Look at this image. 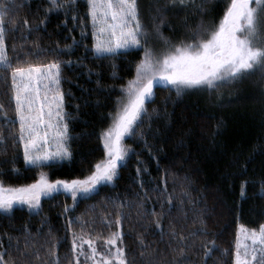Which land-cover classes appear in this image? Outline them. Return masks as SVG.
Wrapping results in <instances>:
<instances>
[{"label": "trees", "instance_id": "1", "mask_svg": "<svg viewBox=\"0 0 264 264\" xmlns=\"http://www.w3.org/2000/svg\"><path fill=\"white\" fill-rule=\"evenodd\" d=\"M166 3L137 0L148 33L146 47L156 56L193 43L201 25L205 29L217 26L230 0H206L202 8V0H196V6H169L158 16L156 8ZM0 5L10 9L19 5L7 17L14 24L5 25L15 29L5 37L13 63L17 58L24 66L56 59L71 62L62 63L59 86L71 158L52 166L25 165L11 77L0 75V104L4 106L0 112V183L25 186L42 174L50 181L85 179L106 159L101 134L112 124L124 96L122 88L135 78L143 48L96 57L87 0L51 14L46 13L48 0H0ZM60 50L65 54L57 56ZM154 94L146 102L147 114L138 121L135 134L123 140L129 156L111 184L100 185L75 205L60 193L42 200L38 210L16 208L0 214V253H5L6 261L9 256L17 264H54L57 258L58 264L74 261L73 232L92 238L97 253L104 257L109 248L105 241L119 232L122 242L117 246L124 248L131 264H149L161 255L170 261L169 243L172 247L180 243L172 239L174 229L186 237L185 264H234L239 229H258L264 224V72L255 71L215 90L188 89L177 96L171 86H156ZM118 214L120 225L114 223ZM157 217L163 235L155 226ZM141 240L149 246L143 257ZM53 245L55 254L50 255ZM84 249L89 253L86 245ZM79 259L81 264H91L84 256ZM258 260L257 254L252 264Z\"/></svg>", "mask_w": 264, "mask_h": 264}, {"label": "snow or ice", "instance_id": "2", "mask_svg": "<svg viewBox=\"0 0 264 264\" xmlns=\"http://www.w3.org/2000/svg\"><path fill=\"white\" fill-rule=\"evenodd\" d=\"M48 2L46 13L51 14L66 7H74L77 0ZM204 2L206 0H202L201 8ZM87 5L96 41L93 46L96 57L115 56L120 50H124L121 54H126L131 49L143 48L144 51L143 59L136 65L135 78L129 80L126 87L122 88L127 102H118V110L112 116L111 126L101 134L106 159L97 163L94 171L85 179H58L50 182L42 174L36 183L25 186L5 188L0 183V211L10 212L15 204L38 210L41 196L60 193L70 195L75 205L78 198H89L97 186L111 184L118 176V169L129 156V149L122 142L125 137L135 134L139 127L138 121L147 114L145 105L154 99V87L157 82L170 85L177 96H180L188 89L215 90L228 81L243 79L255 71L264 72V17L261 15L264 13V0H230L217 26L205 29L201 25L202 31L193 35V43H182L160 57L146 47L148 33L141 23L137 0H87ZM169 6H196V0H167L164 8H156L157 15L160 16ZM18 7L19 5H13L10 9L8 5H0V75L5 79L9 74L11 77L14 112L19 121V143L23 145L25 165L36 168L52 166L71 158L66 143L69 136L68 124L65 122L67 114L63 112L64 94L59 87L62 63L71 62L56 59L45 65L27 63V66H24L17 58V62L13 63L7 52L5 37L8 31L15 29L5 25L14 24V21L7 17L10 11ZM156 30L159 32L158 25ZM105 34L108 38L102 39ZM82 35L85 33L82 32ZM63 54L64 50L56 53L57 56ZM0 112H4L3 104H0ZM49 129L53 130L52 139L56 142V150L41 154L38 145L41 141L47 143ZM13 171L19 174V169L14 168ZM244 194L242 188L241 195ZM67 211L69 209L66 207L65 212ZM152 215L156 214L153 212ZM114 223L121 224L119 214ZM154 223L163 235L161 218L157 217ZM83 227L84 225H81L82 229ZM241 231L247 234L245 239L250 240L251 245L245 244L243 253L238 246L234 264H250L248 257H251V261H257V254V264H264V224L258 229L242 228ZM171 236L173 241H180L176 247H172L171 243L168 245L172 259L169 261L166 256L161 255V258L153 259L149 264H185L186 251L183 241L186 237L174 229ZM118 242H122L119 232L112 233L105 241L109 248L107 258L101 255L103 264H131L126 258L124 248L117 246ZM84 245H88L90 254L85 251ZM55 247L53 245L49 249L50 255L55 254ZM148 248L149 246L141 240L142 257L148 253ZM71 251L75 260H69L67 264H81L80 256H84L85 260H94L97 256V248L93 246L92 238L86 239L84 235H77L75 232L72 233ZM211 251L210 249L206 255ZM21 255L25 253L21 252ZM4 256L5 253H0V264H17L11 256L7 261ZM35 258L39 259L38 253ZM54 264H58V258Z\"/></svg>", "mask_w": 264, "mask_h": 264}, {"label": "rangeland", "instance_id": "3", "mask_svg": "<svg viewBox=\"0 0 264 264\" xmlns=\"http://www.w3.org/2000/svg\"><path fill=\"white\" fill-rule=\"evenodd\" d=\"M108 37H107V34H105L104 35V37H102V39H107ZM95 39H94V44H95ZM124 50H120V52H123ZM157 57H160V56H157ZM156 86H170V85H166L165 83H163V82H157V84L155 85V87ZM41 96H43V89L41 88ZM120 102H127V98H126V96L124 95L123 97H122V99H121V101ZM63 106H64V104H63ZM118 110V109H117ZM45 111H47V108H45ZM63 112H64V108H63ZM17 121H18V119H17ZM18 123H19V121H18ZM49 131V138H48V141H47V143H44L43 141H41L40 142V145H38V147H40V153L41 154H43L44 152H52V151H55L56 150V142H55V140L54 139H52V136H53V130L52 129H49L48 130ZM126 138V137H125ZM67 143V142H66ZM123 143V142H122ZM102 145H103V140H102ZM103 148H104V146H103ZM104 152H105V150H104ZM105 157H106V153H105ZM40 179V178H39ZM38 179V180H39ZM48 179V178H47ZM37 180V181H38ZM49 180V179H48ZM36 181V182H37ZM50 181V180H49ZM35 182V183H36ZM50 182H54V181H50ZM103 185V184H102ZM100 186V185H99ZM99 186H97V188L99 187ZM5 188H8V187H5ZM97 190V189H96ZM62 194H64V193H62ZM56 195V194H55ZM64 195H66V196H68L70 199H71V197H70V195H68V194H64ZM54 196V195H53ZM50 197H52V196H41V201L42 200H44V199H48V198H50ZM80 199H82V198H78V200H80ZM77 200V201H78ZM40 201V202H41ZM71 201H72V199H71ZM72 203H73V201H72ZM16 208H25V209H28V210H34V209H29V207L27 206V205H22V204H15L14 206H13V209H16ZM12 209V210H13ZM3 213H5V212H3V211H0V214H3ZM8 213V212H7ZM241 229L242 228H240L239 229V232H238V236H237V241H236V245H235V259H236V253H237V250H238V246H239V250L241 251V253H243V249H244V246H245V244H248V245H251V241L250 240H246L245 239V237H246V233L245 232H243V231H241ZM87 247H88V245H86ZM88 249H89V247H88ZM113 251H114V249H113ZM90 252H91V250L89 249V254H90ZM107 256H108V253H106V257L105 258H107ZM248 259H249V261H250V264H252L253 263V261H251V257H248ZM91 260V264H103V261L101 260V255L100 254H98L97 253V256L95 257V259L93 260V259H90ZM234 262H235V260H234Z\"/></svg>", "mask_w": 264, "mask_h": 264}]
</instances>
